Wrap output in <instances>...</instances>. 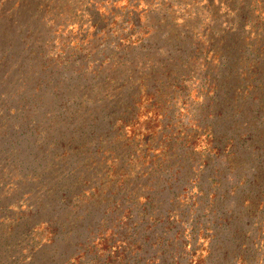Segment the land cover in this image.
<instances>
[{
  "label": "rangeland",
  "instance_id": "rangeland-1",
  "mask_svg": "<svg viewBox=\"0 0 264 264\" xmlns=\"http://www.w3.org/2000/svg\"><path fill=\"white\" fill-rule=\"evenodd\" d=\"M204 5L0 0V264H109L96 249L101 233L110 252L127 241L123 264H264V137L249 130L234 136V158L190 157L182 147L160 163L152 147L151 165L136 170L105 211L85 212L111 167L122 159L137 165L133 155L144 150L99 140L93 122L103 113L87 115L92 101L118 104L111 87L97 94L104 89L101 70L146 71L144 58L171 60L165 41L172 22L203 21ZM234 15L224 11L219 26L241 34ZM78 113L77 125L70 116ZM176 119L184 126L211 122L196 106ZM253 130L262 133L264 118ZM257 200L260 209L249 213L245 207ZM73 222L72 232L60 228Z\"/></svg>",
  "mask_w": 264,
  "mask_h": 264
},
{
  "label": "trees",
  "instance_id": "trees-1",
  "mask_svg": "<svg viewBox=\"0 0 264 264\" xmlns=\"http://www.w3.org/2000/svg\"><path fill=\"white\" fill-rule=\"evenodd\" d=\"M201 1L205 3L206 12L194 18L205 17L203 21L185 18L178 25L170 19L174 24L168 31L165 45L170 46L174 58L165 61L162 58H144L146 71H130L129 67L128 71L108 67L101 70L104 89L96 92L101 96L107 88L115 89L113 95L117 97L118 104L113 105L105 97H100L92 101L91 108L89 104L83 106V111L90 108L87 115L96 114L98 109L103 113L93 122L95 129L102 131L100 141L103 138L122 139L128 144L140 145L146 153L143 150L139 156L133 155L137 165L135 162L131 165L133 159H122L111 167L87 199L85 212L89 216H96V211L101 209L105 211L106 202L118 196L136 175L135 171L139 168L144 171L151 165L153 158L149 153L152 147L158 152L157 156L163 157L160 163L169 155L172 158L176 156L182 147L188 149L186 155L190 157L227 155L234 158L238 153L231 151L237 133L249 130L258 138V134L264 137V130L262 133L253 130L264 118V0ZM197 5L199 2L191 8ZM224 11L235 13L232 20L238 17L239 28L236 31H241V34L224 32L219 26ZM193 106L200 107L211 122L203 119V125L191 121L184 126L182 119H176L178 114L188 113ZM209 114H214L215 120ZM79 115H71L70 121L77 123ZM181 126L190 132L180 129ZM92 157L90 154L89 158ZM259 205L257 200L245 209L252 213L260 209ZM35 215L32 214L35 222H40L39 217L42 216ZM122 219L126 225L129 218L123 216ZM76 226L73 222L60 225V228L63 232H72ZM45 227L49 233L59 235V227L55 223H47ZM109 244L107 234L101 233L96 244L100 256L107 257L109 264H123L128 258L124 245L116 244L110 252Z\"/></svg>",
  "mask_w": 264,
  "mask_h": 264
}]
</instances>
